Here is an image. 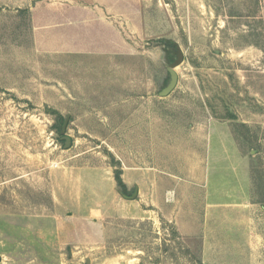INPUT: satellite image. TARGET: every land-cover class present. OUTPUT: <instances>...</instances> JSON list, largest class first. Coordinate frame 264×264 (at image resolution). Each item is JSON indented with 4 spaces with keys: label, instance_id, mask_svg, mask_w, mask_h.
Returning <instances> with one entry per match:
<instances>
[{
    "label": "rangeland",
    "instance_id": "obj_1",
    "mask_svg": "<svg viewBox=\"0 0 264 264\" xmlns=\"http://www.w3.org/2000/svg\"><path fill=\"white\" fill-rule=\"evenodd\" d=\"M0 264H264V0H0Z\"/></svg>",
    "mask_w": 264,
    "mask_h": 264
},
{
    "label": "water",
    "instance_id": "obj_2",
    "mask_svg": "<svg viewBox=\"0 0 264 264\" xmlns=\"http://www.w3.org/2000/svg\"><path fill=\"white\" fill-rule=\"evenodd\" d=\"M183 57H184L183 53L180 52L179 53L178 60L176 62V65L179 64L183 60ZM177 82H178V74H177L176 71L173 70L172 71V81H171L170 85L166 89H164V91L162 92V94L163 95H168L176 87ZM69 143H70V139H69ZM137 194H138V192H136L134 194V196H136Z\"/></svg>",
    "mask_w": 264,
    "mask_h": 264
},
{
    "label": "trees",
    "instance_id": "obj_3",
    "mask_svg": "<svg viewBox=\"0 0 264 264\" xmlns=\"http://www.w3.org/2000/svg\"><path fill=\"white\" fill-rule=\"evenodd\" d=\"M115 177H116V180H117L119 187L123 191H126L127 185H126V183L122 177V169H117Z\"/></svg>",
    "mask_w": 264,
    "mask_h": 264
}]
</instances>
